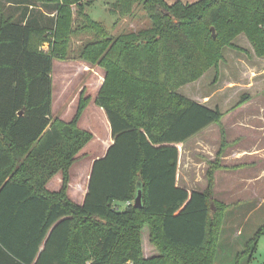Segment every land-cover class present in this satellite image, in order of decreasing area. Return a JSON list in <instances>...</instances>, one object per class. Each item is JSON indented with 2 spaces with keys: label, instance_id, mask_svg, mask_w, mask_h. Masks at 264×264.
<instances>
[{
  "label": "trees",
  "instance_id": "1",
  "mask_svg": "<svg viewBox=\"0 0 264 264\" xmlns=\"http://www.w3.org/2000/svg\"><path fill=\"white\" fill-rule=\"evenodd\" d=\"M84 1L27 0L55 10L53 27L35 15L24 24L0 5V264H213L225 215L212 206L222 152L205 193L178 185L179 156L225 114L178 90L220 66L240 35L264 57V0H113L118 18L142 6L152 22L117 36L91 19ZM75 25L95 36L80 58L106 73L95 101L114 139L94 164L82 206L68 196L70 169L93 135L79 128L83 105L70 122L52 115L53 63L68 56ZM58 173L62 188L49 192ZM145 227L158 258L144 257ZM262 235L264 227L239 257L250 263Z\"/></svg>",
  "mask_w": 264,
  "mask_h": 264
},
{
  "label": "rangeland",
  "instance_id": "2",
  "mask_svg": "<svg viewBox=\"0 0 264 264\" xmlns=\"http://www.w3.org/2000/svg\"><path fill=\"white\" fill-rule=\"evenodd\" d=\"M91 1H84V4L90 5L86 8L87 13L92 20L100 22L112 36L125 32H139V30L148 29L152 25L142 6L136 8L133 18L125 17L124 19H120L118 18L119 16L111 12L113 8L111 2L113 0ZM47 25L53 27L51 24ZM79 28L81 27H74L77 31L71 36L72 40L69 45L68 56L63 61L54 60L53 63L54 101L52 104V115L53 118L59 117L69 122L77 115L76 113L80 110L81 105H83L79 128L86 129L92 135L94 134L95 137L106 141L110 136L108 135L110 128L108 117L95 101L101 83H105L106 73L101 67L97 65L93 66L80 58L83 45L92 41L95 36H92L88 32L85 33L79 30ZM234 44L235 48L225 49L224 60L221 61L220 66L210 68L198 81L181 87L178 93L211 109L218 108L222 110L225 116L230 109L233 110L234 107L249 103V110L246 113L257 114L259 112L260 119L255 125L260 129V133L259 135L257 134L258 137L254 140L251 138V143L247 142L245 145L244 142L242 146L251 148L256 144L257 147L262 148L264 153V73H262V70H264V57L256 54L255 48L244 34L237 37L234 40ZM250 66L254 69V72L255 69H258L256 75L250 74ZM64 87L66 88L64 89ZM86 99H89L87 104L84 103ZM257 104H259L258 108ZM64 113L65 115H62ZM220 133L222 135L225 134L223 126L217 128L212 134H209V140L215 142L216 137V141H219ZM94 135L93 139L95 138ZM91 141L86 144L77 156V163L71 169V176L75 177L80 163L83 166L88 164L90 159L101 151V149H98L96 152H92L91 147L93 144ZM218 146L217 144L211 150L213 156L210 155V157H217ZM262 161L261 167L264 171V156L262 157ZM220 166L222 165L220 164ZM207 167L206 165L205 170H207ZM251 168L252 166L249 165V169ZM221 169H224V167L222 166ZM221 169L216 170L215 175ZM201 173L204 174L203 172ZM254 174L256 175V172ZM233 186L239 188L231 192L221 191L220 193L214 192V190L212 192L214 212L218 208L219 214H225L222 226L219 225L221 236L219 244L217 243L219 245L216 249L218 252L213 264H264V235L261 236L255 257L250 263L247 262L248 257H239L241 252L244 251L247 241L253 239L256 232L264 227V205L258 211H254L258 207V205L254 206V204H251L254 201V197L250 199L241 197L244 190H242L239 182ZM253 190L263 195L261 187H255ZM227 194L230 197L226 196ZM248 201H250V204H245ZM255 201H257V198H255ZM234 209L235 211L239 209L240 214L252 213L253 216L249 219L231 223V218L227 220L226 215ZM144 249L148 251L152 250L156 253L155 256H151L149 259L161 256V251L151 242V237L150 242H147L144 246L142 236V251Z\"/></svg>",
  "mask_w": 264,
  "mask_h": 264
},
{
  "label": "crops",
  "instance_id": "3",
  "mask_svg": "<svg viewBox=\"0 0 264 264\" xmlns=\"http://www.w3.org/2000/svg\"><path fill=\"white\" fill-rule=\"evenodd\" d=\"M166 3L175 4L176 2L181 3H196L200 0H164ZM0 5L4 8V12L11 17L17 19H21L22 23L26 24L28 19L32 18L33 15L36 18V23L40 26H46L48 21H51L56 17V12L54 9L33 6L30 5L27 0H0ZM25 8H29L26 11ZM90 16V15H89ZM33 19V18H32ZM50 45L49 43L44 44L41 47V51L47 53L49 51ZM250 74H255L258 72V69L251 68L250 66ZM54 71V69H53ZM264 73V70H262ZM53 80V74H52ZM103 83V82H102ZM100 88L102 87V84ZM53 84V82H52ZM66 87H64L65 89ZM99 88V90H100ZM53 92H54V84H53ZM53 99V95H52ZM54 101V99H53ZM73 102V101H72ZM249 103L243 104L234 109H230L227 111V115L223 117L222 124L220 127L223 126L225 134L224 136L220 133L219 141L211 142L209 140L208 135L212 134L217 128H220L217 125H211L210 127L204 129L203 132L199 133L198 135L193 136L190 138L185 144H182L180 147V162H179V169H178V185L182 188L187 189L188 191H196L200 193H205L208 189V170L211 167V164L214 163L217 157H210L213 156V152H211L214 147L218 144L219 151L216 153L217 155L222 152L221 154V165L224 169L218 171L215 177V185H214V192H231L235 191L237 186L235 183L239 182L242 187L243 193L241 197H246L250 199L254 197L252 205H258L254 211H258L264 205V171L261 167L262 165V157L264 156L263 150L260 147L255 146L251 148L243 147L242 144L245 142L251 143L260 133V129L255 125V123L260 119L259 112L257 114L254 113H246L248 112ZM257 104V108H258ZM62 115H65L62 114ZM59 118V117H56ZM75 118V117H74ZM73 118V119H74ZM62 121L68 122L65 119H61ZM72 119V120H73ZM71 120V121H72ZM70 122V121H69ZM110 125V124H109ZM83 129V128H81ZM86 130V129H83ZM110 135L106 141L102 138H97L94 135V139L91 141L93 146L91 149L92 152H96V150L101 149L96 155H94L88 164L81 165L79 164L78 172L74 176H71V169L74 167L75 163L70 169V176L71 181L68 187V196L69 198L76 203L77 205L82 206L84 204L88 194H89V184L91 180V173L94 167V164L97 162L98 159L104 157L112 146L114 139L112 136V129L109 128L108 130ZM251 138H253L251 140ZM251 140V141H250ZM215 145V146H213ZM94 148V149H93ZM97 148V149H96ZM95 150V151H94ZM250 163V164H249ZM208 166L205 170V166ZM249 165L252 166L249 169ZM259 167V168H258ZM203 168V169H202ZM202 169V171H201ZM205 170V171H204ZM203 172L204 174H202ZM256 172V175L254 174ZM226 181V182H225ZM260 183V184H259ZM63 185V177L61 173L56 174L53 176L49 184L47 185V190L49 192H59ZM257 187H261L263 195L260 192L254 191L253 189ZM248 191V192H246ZM251 191V192H249ZM226 196L230 197L229 194ZM232 197V196H231ZM257 198V201H255ZM232 199V198H229ZM245 204L249 205L250 201L246 202ZM253 214H240L239 209L237 211L231 210L226 215L227 220L231 218V223L237 222L238 220L242 221L245 219H249L252 217ZM239 231V230H238ZM150 229L149 227H145L143 230V245L145 246L147 242H150ZM145 252V258H149L151 256H155L156 253L154 251L147 249L143 250Z\"/></svg>",
  "mask_w": 264,
  "mask_h": 264
},
{
  "label": "water",
  "instance_id": "4",
  "mask_svg": "<svg viewBox=\"0 0 264 264\" xmlns=\"http://www.w3.org/2000/svg\"><path fill=\"white\" fill-rule=\"evenodd\" d=\"M22 113H20L21 115ZM141 187V186H140ZM142 197H143V191L141 190V188H139V192H138V195L134 201V205H136L137 208H141L143 205H142Z\"/></svg>",
  "mask_w": 264,
  "mask_h": 264
}]
</instances>
